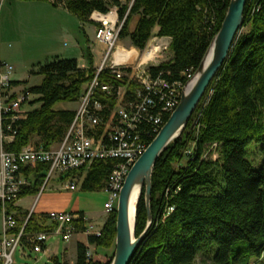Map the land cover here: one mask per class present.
<instances>
[{"label":"trees","instance_id":"trees-1","mask_svg":"<svg viewBox=\"0 0 264 264\" xmlns=\"http://www.w3.org/2000/svg\"><path fill=\"white\" fill-rule=\"evenodd\" d=\"M30 1V0H24ZM62 8L81 23H93L94 12L118 10L123 22L120 39L144 50L153 36L171 39L172 58L151 68L153 78L186 84L185 74L196 70L212 39L220 31L231 0H39ZM1 5V0H0ZM133 26L131 28V25ZM157 30V31H156ZM156 31V32H155ZM89 67L76 59L56 56L32 67L42 76L41 85L24 89L29 104H39L26 118L14 123L15 140L6 145L18 152L38 141L49 148L63 140L74 118L73 110L56 109L74 103L95 75L90 47L83 49ZM103 83H115L114 75H100ZM21 82H13V86ZM139 84H130L132 97ZM29 102V101H28ZM23 104V107L26 103ZM112 101L110 107H113ZM170 114L164 115L165 123ZM154 136L148 140L152 143ZM255 143L264 155V0H248L244 21L230 55L208 87L183 134L162 153L152 177L153 224L138 246L130 264H196L205 255L210 264H253L264 259V163L255 168L247 159ZM216 156V158L214 157ZM46 165L35 171L33 186L21 198L38 195ZM114 168L113 161L95 162L81 187L84 192L104 190ZM144 189L139 201L135 233L147 227ZM20 198V199H21ZM173 211H170V209ZM17 216L19 231L28 214ZM46 215L31 214L25 231H49ZM117 211L108 215L100 236L91 235L90 245L112 249L116 239ZM84 230L83 223L76 224ZM214 247V248H213ZM88 246L78 244L74 264H111L87 261ZM214 252V256H213ZM56 264L59 263L56 259ZM68 264V263H65Z\"/></svg>","mask_w":264,"mask_h":264},{"label":"built area","instance_id":"built-area-1","mask_svg":"<svg viewBox=\"0 0 264 264\" xmlns=\"http://www.w3.org/2000/svg\"><path fill=\"white\" fill-rule=\"evenodd\" d=\"M117 13V9H112L108 15L114 19L107 20L101 18L99 12L92 14L91 20L99 23L95 39L105 47L106 53L94 77L74 102L75 115L63 140L49 148L29 144L18 152L6 149V145L15 140L14 123L26 118L28 110H23V104L29 99L23 91L18 95L19 91L12 85L14 67L3 62L0 54V213L4 219L0 264H14V254L23 245L34 253H43L51 235H60L64 241H69L78 231L76 224L83 223L79 214L53 211L45 217L46 225L53 226L51 230L26 232L24 227L29 215L16 231L18 202L22 193L33 186L34 174L40 165L47 166L40 191L46 190L51 181L65 180L62 189L77 192L95 162L113 161L114 168L104 186L108 194L104 209L109 215L117 210L129 171L151 144L148 139L156 138L165 125L164 115H171L180 103L185 84L153 78L150 71L163 62L159 51L163 47L167 50L171 39L155 35L144 50L133 47L131 51L115 53L123 26ZM138 52L142 53L141 59ZM133 54L135 63L131 61ZM106 71L114 75L118 84L101 82L100 75ZM194 73L195 70H190L185 74L187 81ZM134 82L139 87L130 97L129 87ZM85 230L89 233L92 227ZM93 233L100 236L101 231ZM86 257L88 262L95 259L91 246L87 248Z\"/></svg>","mask_w":264,"mask_h":264},{"label":"rangeland","instance_id":"rangeland-1","mask_svg":"<svg viewBox=\"0 0 264 264\" xmlns=\"http://www.w3.org/2000/svg\"><path fill=\"white\" fill-rule=\"evenodd\" d=\"M97 25H99V23H97ZM95 26L96 23L94 22L82 24L74 16H70L62 11H56L49 4H45V2L2 0L0 7V53L2 61L14 67L12 79L20 80L21 82L20 86L16 88L20 89L18 90V95H22L23 92L20 91H24V89L41 85L43 77L32 76L30 74L32 67L38 63L52 61L60 52L68 51V56H70L68 58L78 59L81 65L85 66L82 68L87 69L89 63L85 59L82 51L84 45L87 44L86 47L89 46L93 54L94 68L95 66L99 67L106 53V49L95 39ZM132 27H134L133 23L131 25V28ZM82 42H84V44H82ZM117 46L115 53L123 50L126 52L131 51L134 47L128 38L120 39ZM138 55V58L141 59L142 53L138 52ZM159 55H162V63L168 62L172 58V52L169 48L165 50L163 47L159 51ZM131 61L135 63L134 54ZM36 98V96H30L29 101H34ZM75 106L74 103H60L57 104L55 108L73 110ZM38 107L39 104L31 105L28 102L23 107V110L30 111ZM33 141L36 143L38 140L33 139ZM259 149L260 146L255 143L250 144L248 147L247 159L255 168H259L260 164L264 163V155L259 152ZM214 157L216 158V156ZM65 183V180L51 181L46 190L40 191L38 195L41 196V199L39 203H37L36 215H47L52 211L63 210L62 208L64 205L69 203L70 196L74 195L76 198L73 206L74 211L85 212L88 217L92 219L93 222L91 221V223L97 225V222H102V224H104L106 220L104 205L108 201L107 192L104 190L97 192L79 191L73 194L74 192L62 189ZM38 195L29 194L23 197L20 205L25 209L30 208ZM1 215L2 214H0V216ZM99 216H101L102 220L96 219ZM1 217L3 218V216ZM1 225L3 226V220ZM2 228L3 227H1V229ZM2 235L3 231L1 232V236ZM57 239V236H50L47 240V244H51ZM65 246L66 245L62 243V251L59 257L61 263L64 261L63 253ZM104 250L105 249L97 248V254L100 256L103 255ZM114 253L115 244L110 253L107 254L106 261L109 258H113ZM74 259V252L70 251L68 260L74 261ZM262 261L263 262L260 263V261L254 259L253 264H264V259ZM210 263L209 258L205 255L198 256L196 260V264ZM14 264L56 263L54 260L49 261V259H45L43 253H34L28 246L23 245L20 246L14 254Z\"/></svg>","mask_w":264,"mask_h":264},{"label":"water","instance_id":"water-1","mask_svg":"<svg viewBox=\"0 0 264 264\" xmlns=\"http://www.w3.org/2000/svg\"><path fill=\"white\" fill-rule=\"evenodd\" d=\"M248 0H231L220 31L212 39L199 67L183 90L178 107L170 115L145 153L135 162L121 190L117 207L115 253L111 264H130L138 246L153 224L151 211L152 177L160 156L186 129L212 80L227 61L239 31L243 26ZM35 179L33 180V183ZM144 191L147 227L137 237L135 233L139 201ZM135 194H137L136 200ZM135 202V204H134ZM133 212V216H132Z\"/></svg>","mask_w":264,"mask_h":264},{"label":"crops","instance_id":"crops-1","mask_svg":"<svg viewBox=\"0 0 264 264\" xmlns=\"http://www.w3.org/2000/svg\"><path fill=\"white\" fill-rule=\"evenodd\" d=\"M29 2H44V1H39V0H30ZM45 4H49L47 2H45ZM51 6V4H49ZM53 9H55L56 11H62L68 15H70L68 12H66L65 10H63L62 8H54L52 7ZM72 16V15H70ZM95 23V22H94ZM83 24V23H82ZM96 26H97V23H96ZM96 26H95V29H96ZM82 44H84V42H82ZM87 44L84 45V48L86 47ZM89 47V46H87ZM83 51V50H82ZM1 54V53H0ZM69 55V52L68 51H63V52H60V54H57V56L61 57V58H66V59H71V58H68L70 56ZM2 59V57H1ZM72 59H76V58H72ZM79 63V66L82 68V67H85L84 65H81L80 61L78 59H76ZM96 68V66H95ZM13 82H20V80H14L13 79ZM20 85L18 86H14L15 89L17 87H19ZM17 91L20 90L19 88L16 89ZM31 101H29L30 103ZM34 140H37L36 138ZM33 145L34 144V141L31 143ZM64 190V189H63ZM69 191V190H67ZM81 191V190H80ZM70 192H74V191H70ZM79 192V191H77ZM77 192H74L73 194H76ZM41 199V196H37L35 199H34V202L32 203V205L30 206V208L28 209H25L23 208L21 205H20V202L23 200V198L20 199V201L18 202V205H17V211L19 212V217H21L20 215L22 214H25L27 213L28 216L31 215V214H35L36 215V210H37V203H39V200ZM72 199V200H71ZM75 196L72 195L70 196V201L68 204L64 205V207L62 208L63 210H57V211H67V212H71V213H76V214H79L83 217V227H84V230H78L76 231L73 236L71 237V239L69 241H64L63 238L60 236V235H51V236H57L58 239L55 240L53 243H49L47 244L46 242V247H45V250L43 252V257L45 259H49V261H53V260H57L59 263L60 262V255H61V245L62 243H64L65 246V249H64V253H63V258H64V261L61 263V264H65V263H68V264H74L77 260V246L78 244H84L86 246H91L95 252V261H101V262H105L106 261V257L108 256L107 254L110 253L111 249L109 250H104V254L103 255H98L97 254V248L95 246H92L89 244L88 242V238L89 236L91 235H95L93 232H96V231H102V228L104 226V224L106 223L107 221V218H108V214L106 213V220L104 222V224H102V222L98 223L97 222V225L94 224V223H91L92 219L88 217V215L83 212V211H74L73 210V206L75 204ZM53 212V211H52ZM1 214V213H0ZM2 216V215H1ZM0 216V236H1V232L3 231V228L1 229V227H3L1 225V222L2 220L4 221V219ZM97 220H102L101 219V216L97 217L96 218ZM93 222V221H92ZM102 224V226L100 227V225ZM88 227H92V230L88 233L85 229H87ZM50 238V237H49ZM74 247V249H73ZM71 248V249H70ZM70 251H73L74 252V261H70L68 260V255L70 253Z\"/></svg>","mask_w":264,"mask_h":264},{"label":"bare ground","instance_id":"bare-ground-1","mask_svg":"<svg viewBox=\"0 0 264 264\" xmlns=\"http://www.w3.org/2000/svg\"><path fill=\"white\" fill-rule=\"evenodd\" d=\"M100 17L103 18V19H106V20L107 19H114L113 16H110L108 14L107 15L101 14ZM119 55H120V53H119ZM117 59H118V57H117ZM136 197H137V194H135V198H134L135 200H136ZM134 204H135V202H134ZM132 216H133V212H132Z\"/></svg>","mask_w":264,"mask_h":264}]
</instances>
